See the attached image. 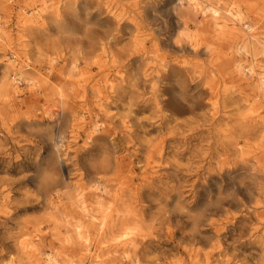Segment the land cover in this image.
Listing matches in <instances>:
<instances>
[{"label": "rangeland", "instance_id": "374dc122", "mask_svg": "<svg viewBox=\"0 0 264 264\" xmlns=\"http://www.w3.org/2000/svg\"><path fill=\"white\" fill-rule=\"evenodd\" d=\"M119 1L120 20L95 0H0V264H34L22 243L42 261L264 264V107L233 66L264 63L260 46L244 51L212 29L204 33L216 54H194L171 11L188 12L186 1ZM207 3L241 15L264 40V0ZM21 6L50 9L23 26ZM203 17L191 16V35ZM86 30L105 52H90ZM102 163L113 192L89 197ZM122 187L146 194L123 211L145 210L140 261L128 263L122 249L97 257L95 230L88 253L75 255L76 225L99 217L97 201L110 205Z\"/></svg>", "mask_w": 264, "mask_h": 264}, {"label": "bare ground", "instance_id": "6f19581e", "mask_svg": "<svg viewBox=\"0 0 264 264\" xmlns=\"http://www.w3.org/2000/svg\"><path fill=\"white\" fill-rule=\"evenodd\" d=\"M82 1L87 2L88 0ZM172 1H178L179 3L186 1L188 3V12L179 10L175 4L171 7V11L172 14L176 16V26L190 38V41L187 43L190 52L198 54L200 51H202L205 54L214 56L216 54V48L214 47L213 43L210 42L206 33H204L213 29V32L221 38H224L226 35H228L242 41L243 44L241 47L244 51L248 52L250 46L258 44L260 46L261 52L264 54V40H261V38L258 37L257 33L254 31L255 28L252 25H245L246 23L243 22L241 15L234 13H228L225 15L219 6H216L213 3H207L206 5H203L202 0ZM60 2L61 1H59L58 4H60ZM95 3L98 5H107V8H110L109 11L112 16L118 20L124 16L122 11L117 13L125 6V4L119 0H112L108 2L105 0H95ZM141 4V0H133V2L130 3V5L133 7H139ZM60 8L61 7L57 6L55 11L58 13ZM49 9V6H45L38 11H26L25 7L21 6L20 15L22 17L23 26H26L27 24L40 23L41 20H43L44 15L49 12ZM144 10H146L145 7ZM197 11H201L204 14V17L203 21L198 23V32H195L193 35H191L190 20L191 16ZM85 32V39L83 43H85L87 47L91 49L90 52H105V45L103 43L97 44L96 42L98 36L94 33H91V30H86ZM141 43L143 42L140 40L137 41V44L140 45ZM177 47L179 51H183L184 49L182 44H179ZM15 62L16 60L12 62L13 66H16ZM233 66L239 79H246V76L250 78V81L257 90L256 96L258 99H260V108L264 107V63L254 56L252 63L249 66H243V63L241 61L237 62V60L233 63ZM175 73L176 70L172 68L171 74L169 75L172 76ZM20 74L21 77H24L27 74V72L23 70L22 66L20 67ZM46 81V78L41 77L39 80L33 81L32 84H36L37 82L44 83ZM59 96H64L63 90L59 91ZM213 106L214 109L218 108V102L216 100L213 101ZM97 125L98 124L94 123V128L90 133L96 130ZM52 149L56 155V158L59 160L61 157L60 145L54 142L52 144ZM103 164L104 163L99 166L97 176L94 177L95 182L92 185V191L89 197L92 196L93 198L101 199V192H113L110 188L112 187L111 179L106 177L108 167ZM144 193L145 192H141L138 188L128 187L127 189H124V187H122L113 193L114 195L113 199L111 198L110 205L102 207V201H97V204H99L101 208L99 217L90 215L91 220L89 223L85 224V221H82L76 225V236L79 244H81L83 247L80 248L79 252H77V250H73L74 253H77L75 255L81 254L84 256V254L88 253L89 249L86 245V243L89 242L88 236L92 230H95L97 240L95 252L97 257H102L104 254H112L113 252L118 253L122 249L124 254L123 258H125L128 263H131L134 260L140 261V254L142 253V250L139 249V244H144L143 240L146 235L140 232V227L138 224L143 220L142 215L144 214L145 210L143 207L139 209V205L134 206V208L131 207V213L134 215L133 218H128L125 216L123 211L126 210L127 206H131L137 201H143L144 197L146 196ZM80 207L81 206L79 205V208ZM81 210L84 212V214H86L85 207H82ZM113 241H117V244H109V242ZM106 244H108V248H105ZM21 248L25 250L27 254L33 255L35 257V260L37 261L34 264H80L78 262H61L55 256L50 254L46 257L45 261H42L40 253L36 252L37 250L29 248L28 245L24 243H22ZM112 261L118 263V257L115 256ZM103 262L104 261H101L99 264H102ZM107 263L108 261H106L104 264Z\"/></svg>", "mask_w": 264, "mask_h": 264}]
</instances>
